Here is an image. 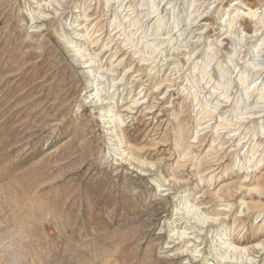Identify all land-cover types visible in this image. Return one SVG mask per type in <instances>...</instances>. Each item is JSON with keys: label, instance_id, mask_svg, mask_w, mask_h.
I'll list each match as a JSON object with an SVG mask.
<instances>
[{"label": "rangeland", "instance_id": "1", "mask_svg": "<svg viewBox=\"0 0 264 264\" xmlns=\"http://www.w3.org/2000/svg\"><path fill=\"white\" fill-rule=\"evenodd\" d=\"M0 264H264V0H0Z\"/></svg>", "mask_w": 264, "mask_h": 264}]
</instances>
